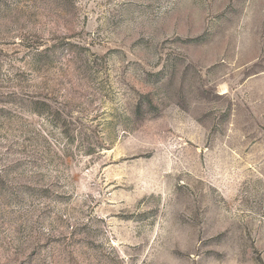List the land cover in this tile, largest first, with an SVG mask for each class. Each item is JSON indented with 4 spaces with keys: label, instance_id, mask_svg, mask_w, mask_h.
<instances>
[{
    "label": "rangeland",
    "instance_id": "rangeland-1",
    "mask_svg": "<svg viewBox=\"0 0 264 264\" xmlns=\"http://www.w3.org/2000/svg\"><path fill=\"white\" fill-rule=\"evenodd\" d=\"M0 264H264V0H0Z\"/></svg>",
    "mask_w": 264,
    "mask_h": 264
}]
</instances>
